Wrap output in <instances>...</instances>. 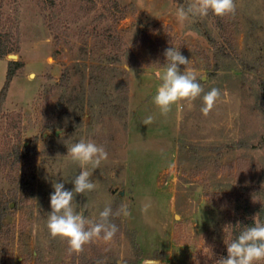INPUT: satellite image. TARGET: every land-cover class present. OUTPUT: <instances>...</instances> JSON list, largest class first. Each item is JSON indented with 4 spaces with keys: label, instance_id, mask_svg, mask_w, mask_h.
<instances>
[{
    "label": "rangeland",
    "instance_id": "374dc122",
    "mask_svg": "<svg viewBox=\"0 0 264 264\" xmlns=\"http://www.w3.org/2000/svg\"><path fill=\"white\" fill-rule=\"evenodd\" d=\"M110 1L0 0V29L12 32L18 45L10 54L15 59H0V94L8 61L24 64L3 105L0 149L12 148L20 135L36 153L34 169L26 162L11 168L12 162L0 161V197L10 199L5 223L12 230L3 235L5 262L140 264L156 258L162 264H216L227 257L231 193L238 186L264 188V0H235L225 40L235 50L227 57L214 48L212 40L221 34L213 19L177 20L176 9L192 0H117L129 10L126 18L118 25L108 18L103 27H117L130 52L104 81L106 94L114 91L125 111L105 109L104 83H96L102 54H115L107 40L93 34ZM92 2L96 7L88 12ZM169 38L191 60L197 77L205 78V92L213 87L221 92L207 116L201 112L202 96L191 108L173 105L167 117L153 102ZM66 69L70 80L60 87ZM120 84L126 87L117 91ZM62 96L69 100L68 111L58 107ZM149 115L154 122L146 126L142 121ZM81 139L104 145L108 159L90 178L95 190L75 195V211L99 221L106 205L115 211L124 204L130 215L110 218L118 227L112 241L96 239L70 255L66 241L53 239L46 223L53 183L74 189L71 181L80 168L67 156V146ZM10 171L27 181L15 188L17 203Z\"/></svg>",
    "mask_w": 264,
    "mask_h": 264
},
{
    "label": "clouds",
    "instance_id": "9594fccd",
    "mask_svg": "<svg viewBox=\"0 0 264 264\" xmlns=\"http://www.w3.org/2000/svg\"><path fill=\"white\" fill-rule=\"evenodd\" d=\"M235 12V0H192L186 7L179 6L175 16L180 23H184L194 18H206L210 14L221 18L234 16ZM164 55L166 63L163 65V71L157 73L161 83L153 97L160 114L167 117L173 105L182 106L186 103L191 108L193 102L202 96L201 112L207 116L220 99V90L213 87L205 92L201 84V80L205 78L197 77L189 67L191 60L183 56L179 49L169 47ZM180 65L184 66L183 71ZM124 67L125 70L132 72L127 63ZM153 122L154 117L151 115L142 121L146 126ZM67 147V156L79 166L80 172L71 181L74 184L71 191L65 189L64 183H53L54 192L50 195L51 212L47 215L46 226L53 239L66 241L67 251L71 255L82 252L85 245L96 239L112 241L118 227L111 223L110 218L121 215L126 217L130 212L128 206L124 204L115 211L111 205H106L99 213V221H90L75 211L73 204L75 195L95 190L96 183L90 178L93 171L108 159V152L104 145L93 140L81 139ZM150 206V202L144 204L141 211L146 213ZM253 219V226L242 228L235 239L225 243L227 257H221L216 264H264V222L257 216ZM145 264H161V261L153 258L145 261Z\"/></svg>",
    "mask_w": 264,
    "mask_h": 264
},
{
    "label": "trees",
    "instance_id": "16d2710c",
    "mask_svg": "<svg viewBox=\"0 0 264 264\" xmlns=\"http://www.w3.org/2000/svg\"><path fill=\"white\" fill-rule=\"evenodd\" d=\"M88 0H83V2H87ZM109 2V1H108ZM54 3V2H53ZM93 3V2H92ZM96 7V4L93 3V6L90 7L87 11L90 12ZM104 12L101 13L97 19L95 27L93 28V34L95 38L98 39V41L103 42L104 40H107L110 46L115 51L114 55H110L109 51L104 52L102 56L106 58V60L103 58L101 60L103 63L101 67L98 69L99 76H96V83H104V91H103V98H105V101L102 103V106L105 109H111V110H119V111H125V108L123 107L122 102H117L116 100L118 98H115L116 93L112 91L111 95H107L105 88L108 85L107 82L104 81V76L108 74L110 71H113V68L117 66L123 56H126L130 52V48L128 46H123V36L119 29L117 30V27L115 29L111 27H103V22L105 20H108V18L113 19V23L115 25H118L123 19L126 18L129 10L128 8L121 6L117 0H111L109 6L104 5ZM209 18L214 20V23L218 27L220 31V38L219 40H212L214 48L220 53L221 56L227 57V56H233V53L230 52V50H235V47L230 44L228 47L226 45L225 40L227 33L231 30V24L228 23L227 17H216L214 15H209ZM113 24V25H114ZM143 32V31H142ZM234 41V39H233ZM164 51L169 47H175L176 44L174 43V40L172 38L167 39L164 41ZM108 46H102L100 49L104 50L107 49ZM99 49V50H100ZM18 51V45L17 40L13 38V33L10 31H5L3 29H0V59L6 58L8 55L15 53ZM122 51V53H120ZM162 57L163 63H161L159 66H163V64L166 63V57ZM108 58V59H107ZM245 66H248L246 63L243 62ZM24 66V64L19 60H9L8 66H7V73H6V80L4 83V86L1 90V96H0V123L3 119V105L6 100V96L10 87V84L13 80V78L16 76L17 71L21 69ZM110 66V68H108ZM113 67V68H112ZM70 72L69 69H66L62 75L61 82L58 85L61 87L63 85H66V82L70 80ZM126 86L124 84H120L117 91L124 90ZM263 88V86H262ZM116 91V92H117ZM125 95V94H124ZM262 102L261 107L264 112V93L262 89ZM126 95L123 100L126 101ZM62 98L59 100V108L69 110L68 104L69 100L66 101ZM16 142H14V146L11 148L10 145L6 149L1 148L0 149V161L1 164H8L11 163V168H15L19 165L20 162H26L29 167H26L27 169L32 167L34 169L35 166V156L36 153L34 152V144H31V146L27 147L24 142L21 141L20 135L17 136ZM8 139H11L10 136ZM12 140L8 142V144L11 143ZM11 148V149H9ZM2 152V153H1ZM13 159V160H12ZM12 160V161H11ZM27 176V175H25ZM7 178L9 179V182L14 184V189H12V200H14L17 203V200L19 197H17V194L15 193L17 187H20V185H26L27 181H24L22 179H19L18 176L14 175V173H7ZM16 188V189H15ZM21 188V187H20ZM25 188V187H24ZM30 191L32 188H27ZM32 192V191H31ZM233 198V201L231 203V207L229 208V214H230V225H229V231H228V242L232 239H235L239 233L242 231V228L247 226H253L254 224V217L257 216V218L264 222V188L262 187H243L238 186L235 188V191L231 193L230 195ZM10 199L8 196H1L0 197V264H6V258H7V249L5 247V244L3 240H7L6 238L3 239V235H8L12 230L9 229L6 226L5 219L8 215V211L10 210ZM7 228V230H5Z\"/></svg>",
    "mask_w": 264,
    "mask_h": 264
},
{
    "label": "water",
    "instance_id": "95a60500",
    "mask_svg": "<svg viewBox=\"0 0 264 264\" xmlns=\"http://www.w3.org/2000/svg\"><path fill=\"white\" fill-rule=\"evenodd\" d=\"M9 57H10L11 59H15L17 56H15V55H10ZM59 134H60V131H56V135H59ZM116 191H117V189H113V190H111V193L114 194ZM123 194H124L123 191H120V192L118 193L119 196H123Z\"/></svg>",
    "mask_w": 264,
    "mask_h": 264
},
{
    "label": "built area",
    "instance_id": "2783aa9c",
    "mask_svg": "<svg viewBox=\"0 0 264 264\" xmlns=\"http://www.w3.org/2000/svg\"><path fill=\"white\" fill-rule=\"evenodd\" d=\"M145 261H147V260H145ZM145 261L141 262L140 264H145ZM161 264H162V263H161Z\"/></svg>",
    "mask_w": 264,
    "mask_h": 264
}]
</instances>
